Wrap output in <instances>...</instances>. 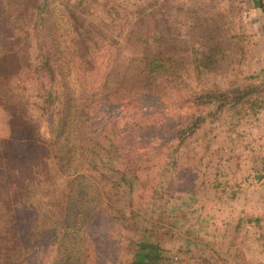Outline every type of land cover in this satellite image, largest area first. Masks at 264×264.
Wrapping results in <instances>:
<instances>
[{
  "label": "trees",
  "instance_id": "16d2710c",
  "mask_svg": "<svg viewBox=\"0 0 264 264\" xmlns=\"http://www.w3.org/2000/svg\"><path fill=\"white\" fill-rule=\"evenodd\" d=\"M46 1L35 4L37 64L33 71L46 82L37 109L48 113L49 137L41 139L38 130L30 127L24 119L23 102L18 101L8 141L12 162L0 175L8 183L2 201L11 218L14 215L13 221L16 209H27L26 204L34 202L38 194L17 185L20 190L15 196V189L8 188L18 176L15 163L22 145L36 148L32 162L26 165L24 181H36L38 186L51 178L67 180L64 200L54 204L59 215L45 213L44 221H50V226L43 233V246L32 249L28 260L33 256L35 264H254L246 236L264 251L263 217L259 214L224 218L217 228L221 237L217 244L206 243L197 249L195 242L198 225L208 220L215 204L223 203L227 187L231 198L242 189V179L234 173L232 186H227L223 169L233 163L234 155L226 146L227 140L232 141L231 131L221 125L228 124L229 118L239 121L246 107L264 104V81L244 78L192 92L168 110L163 94L149 89V83L161 75L172 76L159 51L143 52L137 58L134 78L147 81L140 91L127 88L122 93L120 87L108 85L114 60L110 48L118 45L129 24L144 15L146 9L140 3L156 6L159 0H135L128 6L118 0H99L100 8L111 15L116 33L93 44V50V39L82 33L90 32L83 22L88 12L86 0H67L63 15L72 25L57 21L56 5L61 0H50L48 5L53 8H47ZM191 52L195 75L231 61L226 48L215 42ZM72 72L76 87L70 86ZM21 127L26 130H22L25 141L27 137L24 144L17 142ZM252 169L255 178L264 177V159L260 169ZM212 191L215 195L210 197ZM17 197L22 204L9 206ZM37 223L32 218L28 222L33 236L43 229L38 230ZM243 223H252L250 227L260 229L259 234L243 228ZM167 243L184 248L179 246L174 253Z\"/></svg>",
  "mask_w": 264,
  "mask_h": 264
},
{
  "label": "rangeland",
  "instance_id": "374dc122",
  "mask_svg": "<svg viewBox=\"0 0 264 264\" xmlns=\"http://www.w3.org/2000/svg\"><path fill=\"white\" fill-rule=\"evenodd\" d=\"M38 1L0 0V175H3L5 166L12 162L8 141L14 106L18 101L23 102L24 119L30 127L38 130L41 139L47 140L49 137L48 113L47 111L40 113L37 109L40 103L38 98L46 82L33 71L37 64L34 22L35 4ZM49 1H46L47 8H53L51 4L48 5ZM118 2L128 6V3L137 1L118 0ZM66 4L67 0H61L56 5L57 21L61 25L63 22L72 25L73 22L66 21L63 15L67 13ZM86 5L88 12L84 15L83 22L90 32L82 33L83 36L89 35L93 39V42H90L93 50V44L109 40L116 30L111 27L109 20L111 15L100 8L99 0H86ZM140 6H145L144 15L133 24H129L125 33L119 38L118 45L110 48L114 60H112L113 71L108 76L109 87H120L119 92L122 93L126 92L124 90L127 88H131L132 92L140 91L142 86L147 85V81L134 78L139 66L137 58L143 52L151 55L156 51H159L160 56L166 60L168 72H172V76L161 75V78L149 83V89L153 94H158L157 91L163 94L165 98L162 99L167 102L165 105L169 104L168 110L173 108L170 107L171 105L192 92L225 86L233 80L238 82L244 78L247 79L246 81H264V0H159L156 6H148L146 2L140 3ZM72 10L69 9L71 13ZM49 16L52 18L50 14ZM139 39L144 40V43L139 42ZM211 42L223 45L231 61L213 65L214 69L210 72L202 71L195 75L191 64L193 55L191 49L203 48ZM125 73L126 77L122 76ZM248 74L251 76H246ZM74 75L72 72L69 79L72 87H76ZM167 79L175 83L168 82ZM149 89L146 92L151 94ZM149 100L152 102V99ZM147 102L150 108L152 105L150 101ZM254 110L257 112L253 113ZM243 111L244 116L239 121L229 118L227 120L229 125H221L224 130L231 131L232 141L227 140L226 146L231 155H234L233 163L223 169L225 178H228L227 186H232L234 173L242 179V189L231 198L227 187L223 203L219 206L215 204L209 211L208 220L198 225V229L200 228L197 232L198 241L195 242L197 249L201 245L204 247L206 243L217 244L221 238L217 233V228L223 223L221 221L236 214L261 215L263 218L260 224L264 230V177L255 178L257 175L252 169L253 166L260 169L264 159V104L260 107H246ZM22 130L26 131L21 127L17 135L19 144H24L25 141V133ZM235 138L237 139L234 141ZM219 140H223V137ZM21 148L20 159L15 163L18 176L12 179L17 184L14 183L8 188L15 189V193L12 194L15 196L20 190L17 185L35 190L38 194L34 202L26 204L27 209L23 207L16 209L17 216L13 221L14 215L11 218L2 201L5 193L4 185L8 183L0 176V264H35L33 256L28 260V253L31 254L32 249L37 251L43 246L41 243L46 236L43 233L50 226V221L48 224L44 221L46 214L51 212L59 215V208L54 204L64 200L66 191L65 178H51L48 182L40 184L41 186H37L36 181H24L26 165L32 162L36 148L25 149L23 145ZM239 153L241 158L237 161ZM236 162H239L238 165ZM236 165L238 170L234 171ZM259 172L261 174L263 171ZM21 190L23 193L26 191ZM209 195L213 197L215 192H209ZM14 202L22 204L21 198L17 197L16 201L13 199L9 203V206ZM37 213L39 217H36ZM31 214L35 217H31ZM30 218L38 220L36 225L38 230L43 228L34 236L31 235L28 226ZM251 225L253 224L243 223V228H248L256 235L259 234L260 229L250 227ZM246 237L248 238L246 242L252 246L249 255L251 260L254 264H264L262 247L256 248L257 243L252 242L257 241H252L250 236ZM167 244L174 253L178 252L177 248L180 249L181 246L179 243L173 245L174 247L171 243ZM46 250L48 249L43 252Z\"/></svg>",
  "mask_w": 264,
  "mask_h": 264
}]
</instances>
